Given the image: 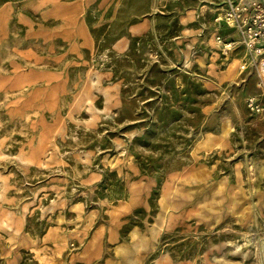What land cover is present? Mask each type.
<instances>
[{
  "label": "rangeland",
  "instance_id": "374dc122",
  "mask_svg": "<svg viewBox=\"0 0 264 264\" xmlns=\"http://www.w3.org/2000/svg\"><path fill=\"white\" fill-rule=\"evenodd\" d=\"M225 7L0 0V264H264V91Z\"/></svg>",
  "mask_w": 264,
  "mask_h": 264
},
{
  "label": "built area",
  "instance_id": "2783aa9c",
  "mask_svg": "<svg viewBox=\"0 0 264 264\" xmlns=\"http://www.w3.org/2000/svg\"><path fill=\"white\" fill-rule=\"evenodd\" d=\"M223 21L235 33L234 38L224 39L216 36V41L224 49L244 51L241 70L254 68L258 86L264 91V3L262 0H225ZM247 107L251 114L263 111V106L248 98Z\"/></svg>",
  "mask_w": 264,
  "mask_h": 264
},
{
  "label": "crops",
  "instance_id": "0c3cea01",
  "mask_svg": "<svg viewBox=\"0 0 264 264\" xmlns=\"http://www.w3.org/2000/svg\"><path fill=\"white\" fill-rule=\"evenodd\" d=\"M263 1V3H264V0H262ZM234 35V34H233Z\"/></svg>",
  "mask_w": 264,
  "mask_h": 264
}]
</instances>
